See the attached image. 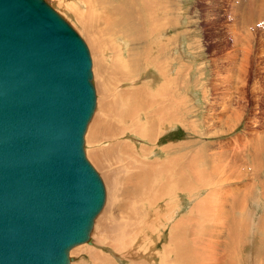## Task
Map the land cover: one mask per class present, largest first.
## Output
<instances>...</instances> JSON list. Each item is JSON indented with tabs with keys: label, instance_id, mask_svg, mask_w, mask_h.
<instances>
[{
	"label": "rangeland",
	"instance_id": "obj_1",
	"mask_svg": "<svg viewBox=\"0 0 264 264\" xmlns=\"http://www.w3.org/2000/svg\"><path fill=\"white\" fill-rule=\"evenodd\" d=\"M48 1L71 24L74 21L63 10L65 5L68 10L71 11L74 8L81 15L88 12L93 15L99 11L100 6L92 0L86 2L62 0L66 3L65 5L53 4L58 0ZM139 1L143 8L146 4L152 7L155 0ZM168 1L170 5H173V0ZM180 3L183 33L181 44L184 45L183 49L180 50L182 54L181 62L183 63L180 66L183 69H168V71L170 78L172 74L177 78V83L173 86L172 98H177L179 95L183 96L182 110L190 121L196 123L198 131L194 127H192L193 130L190 129L188 123H183L182 126L175 125L176 127L174 126L163 136L158 148L149 156L144 151L145 148L152 149V146H156L157 142L151 141L149 138H143L138 134H132L133 127L126 111L124 120L118 117L122 127L127 130L119 133L120 136L109 134V138H102L101 143H99L103 146L102 148L109 150L108 153L106 152L108 154L107 161L109 169L114 173H112L114 184L113 186L109 185L110 188L105 202V205L108 203L110 213L106 217L101 213L97 216L92 232L93 242L91 244H81L82 248L71 254L74 257L72 264H96L101 256H105L109 264H161L162 250L165 246L171 249L172 261L174 262L178 261L181 264H209L211 262L208 260L214 257L202 260L197 256L199 251L204 248L212 252L216 249L210 244L211 236L202 239L195 238L198 225L180 226V236L182 235V238L178 241L179 254L176 259L174 255L176 246L171 242L173 223L187 220L193 205L196 204L200 196L207 194L210 186H195L194 193L184 190L177 191L173 188L169 196L165 195L164 200L154 205L150 202L151 200L147 199L148 194L144 192L147 191V188L143 187L141 190H136L125 187L126 179L131 172L128 165L129 160H132L133 157L135 160L138 158V163H140L145 160V156L152 160L164 159L165 155L161 153L160 148L162 145L170 144L173 141H179L182 147H190L199 152L197 155L200 158L196 155L191 159L194 162L192 164H199L200 166L203 164L210 171L216 167L215 163H219L220 166L229 164L227 172L221 177V181L232 174L237 167H244L242 174L238 175V180H231L223 185L224 190H228L226 191L228 200L229 197L232 200L237 196H241L244 194V190L248 189L247 194H244V205L235 203L232 208L226 202L224 214L229 227L217 229L215 238L220 239V235H222L228 247H230L243 234L239 253L228 256L227 262L229 261V264H264V187L261 185L264 182V0H181ZM162 6L163 4H156L153 9L157 10ZM144 24L140 29V33H145V29L147 31L149 27L147 23ZM105 26V24H102L101 27ZM101 27L102 36L104 35L110 39L111 37L105 34L107 30L105 31ZM74 28L76 29L75 26ZM108 30L112 33L113 40L122 48L120 58L127 60L130 48L135 46L132 35L127 32L126 36L120 37L115 29ZM80 35L87 42L83 34L80 33ZM239 36L244 38L240 39ZM242 39H245V41H242ZM160 42L162 41L160 40ZM188 43L192 44L191 49L194 50L188 49ZM108 44L111 45L112 43L106 40L102 46L105 67H102L98 80L94 77L96 92L97 87H100L104 99L117 102L118 99L121 101L123 95H126V104L128 92H132L135 87H141L143 94L146 95L145 90L147 87H151L156 79L155 88H158L166 80L163 74L158 73V69L148 66V60L146 59H141V65L138 69H124L126 72L123 69H115V66H112L113 52L111 51L113 49L110 46L108 47ZM149 45L148 39L144 37L140 40V49L138 50H141V52L143 50L142 54L145 56L147 53L144 50H148ZM155 53L157 54L158 50H155L152 55ZM245 54V59L242 60L243 58L240 57H244ZM225 55L226 58H224ZM229 55L230 58H228ZM92 61L94 68L93 58ZM231 63L235 65L233 66ZM238 69H242V72H238ZM229 77L231 79H228ZM134 81H137V83ZM144 98L143 102H145L144 100L147 101V97ZM166 99H168L166 105H170V98L166 97ZM121 103L124 108V103ZM132 106L133 104L128 105L127 110ZM171 113L174 115L173 110ZM141 116L145 118L144 121L148 120L149 111H144ZM207 119H211L215 127H212L213 125L208 127ZM118 140L122 144L126 141L131 146L125 147L124 145L125 148L120 146V150L116 151L115 146L119 144ZM86 146L87 144H85V149ZM128 148L135 149L134 156L133 154L128 156L130 154ZM255 148L261 150L254 158L250 155L249 150L253 151ZM209 149H211V152ZM127 151L129 154H127ZM235 151L238 152L239 157H230V155L237 153L232 154ZM109 153L113 154L112 157H109ZM220 154L222 158L219 159ZM216 159H219L218 162ZM90 161L92 162V160ZM93 165L100 169L99 172H102L99 166ZM216 179L217 177L212 176V180ZM153 183V187L156 188H159V185L162 184L159 177ZM145 184H148L147 179ZM122 187L124 188L122 189ZM141 187L142 184L139 188ZM152 195L150 199L153 201L155 197ZM166 203H170L171 206H167ZM161 211L163 212L160 213ZM158 215L162 220L157 218ZM170 215L171 217L168 220L167 216ZM149 218L150 220H148ZM173 219L175 220L172 222ZM141 220L145 224L147 221L149 223L146 224L145 229L142 228L143 234L139 237L136 230L138 225L142 226ZM245 221L246 225H244ZM150 222L153 226L150 225ZM104 225H109V228L107 229ZM110 227H113V232ZM239 227L242 233L239 232ZM122 228L124 230L120 232ZM131 247H135L134 256L127 254L128 249ZM221 247L224 248L223 245ZM221 252H218V254L222 255L220 257L225 258V251L222 250Z\"/></svg>",
	"mask_w": 264,
	"mask_h": 264
},
{
	"label": "water",
	"instance_id": "obj_2",
	"mask_svg": "<svg viewBox=\"0 0 264 264\" xmlns=\"http://www.w3.org/2000/svg\"><path fill=\"white\" fill-rule=\"evenodd\" d=\"M87 42L48 0H0V264H71L106 187L85 144Z\"/></svg>",
	"mask_w": 264,
	"mask_h": 264
},
{
	"label": "bare ground",
	"instance_id": "obj_3",
	"mask_svg": "<svg viewBox=\"0 0 264 264\" xmlns=\"http://www.w3.org/2000/svg\"><path fill=\"white\" fill-rule=\"evenodd\" d=\"M78 1L86 2L87 0H78ZM92 1L100 5L99 11L95 12L93 15L91 12H88L85 15H81L74 8H72L70 11L65 5L66 3L63 2L62 0L53 2V4L65 5L63 7V10L67 13V16L70 17L72 21H74V23L72 21L71 22L76 27V29L86 38L91 50V54H92L91 57L94 59V63H95V67L93 68V61H92V69L95 79L98 80L100 78V77L98 78L99 73L101 69H103L102 67H105V63H104L105 57L102 52L103 51L102 46L104 45L106 40L112 43L111 45L108 44V47L110 46L113 49V51H111L113 52L112 66L113 67L115 66V69H123V71H125L124 69H129V68L138 69V67L141 65V61H142L141 59H146L148 60V66H153V69H158V73L163 74L166 77V80L158 88H155V85L157 84V79L155 80L154 84L151 87H147V89L145 90L146 95L143 94L141 87H135V89L133 88L134 90L132 92H128V101L126 104H125L126 95L122 96L123 99L121 98V101H119L118 99L117 102H112L111 99L108 100L104 99L102 94L103 93L102 89H99L100 87H97V107L88 125V130L86 133V144H87L86 151L88 158L92 160L93 164H95L97 167L99 166L102 170V172L99 173L106 187V196H108L107 194L110 188L109 185L113 186L114 184L113 176H112L113 171L109 169V164L107 161V155H108L107 153L109 150H105L104 148H102L103 146H101L99 143H101L100 140L102 138H107V137L109 138V134L120 136L119 133H123L124 131L127 130L122 127L120 121L118 120V117L121 118L122 120L125 119V115H124L125 111L127 112L128 117L130 118L131 121V125L133 127L132 128L133 130L131 131L132 134L133 133L138 134L143 138H149L151 141L157 142V145L152 146V149L149 148H145V150L143 149L144 151H146V153L149 156H151L152 153L158 148L160 140L163 138V136L170 129L174 128L175 125L182 126L183 123H188V127L190 126V129L194 127L195 130L198 131V128L196 123L190 121L189 117H187L182 110L183 96L179 95V97L177 98H172V93L174 92L173 86L176 85L177 78L175 75L172 74L173 76L171 75L172 78L171 79L169 77V71H168V69H183V67L180 66L182 63L181 62L182 54L180 50H182L183 49L182 47H184V45L181 44V36L183 35L182 17L180 14L181 0H173L174 1L173 5H170L168 0H155L152 7H149V4H146L143 8L141 7V5L136 6L134 4H131L130 0H92ZM156 4H163V6L157 10H154L153 8ZM162 14L164 15L161 16ZM144 23L145 24L147 23L148 24L147 26L149 27L147 31L145 29V33L143 32L140 33V29L142 28V25ZM102 24H105L106 26L101 27ZM100 27L103 28L105 31L107 30L105 34L106 35L108 34L111 37L110 39L106 38L104 35L102 36V32H101L102 29H100ZM235 27L237 28V26ZM108 29H115L117 35H119L120 37L126 36L127 32L132 35L135 46L130 48L128 54L129 57L127 58V60H123L120 58V51L122 48L119 44H117L113 40L112 33ZM161 33L162 35H160ZM144 37L145 39H148L150 44L148 46V50L147 49L144 50L145 53H147L145 54V56L142 54L143 50L142 52L141 50H138L140 49L139 48L140 40L143 39ZM239 37L240 39L244 38L243 36L242 37L239 36ZM245 39L244 40L242 39V41H245ZM160 40L162 42H160ZM152 43L155 45H153ZM154 46L157 48L155 49ZM191 46L192 44L188 43V49L194 50L191 49ZM155 50H158V53L152 55ZM171 53L173 54L171 55ZM226 55L224 58H226ZM230 55L228 58H230ZM243 56L244 57H240L243 58L242 60L245 59L246 54ZM134 63L136 64V66ZM234 65L235 64H233V66ZM240 71L242 72V69H238V72ZM125 72L124 74H126ZM117 74L118 76H120L119 73ZM224 78L225 80H227L226 77ZM228 79L231 78L229 77ZM134 82L137 83V81ZM144 97L145 98L147 97V101L144 100L145 102H143ZM166 97L170 98L171 100L170 105H166V102L168 100L166 99ZM121 102L124 103V108L122 107ZM130 104H133V106L129 107V110H127L128 105ZM153 105H155V107H153ZM172 110L174 115L171 113ZM144 111H149L148 120L146 121H144L145 118L141 116ZM206 122L208 123V127L210 125L211 126L213 125L212 127H215V124L211 122V119H207ZM230 127L233 128L232 125H230ZM117 142H119V140ZM124 145L125 147L131 146L126 141L124 142V144H122V142L120 141L119 144L115 146L116 151L120 148V146L124 147ZM128 149L130 152L129 154L127 151V154H129L128 156H130L131 154H133L134 156V150L136 148L134 150L133 148L131 149L128 148ZM259 150L261 149L255 148L253 151L249 150V153L255 158L256 155L259 153ZM160 151L165 155L164 159L152 160L151 158L145 156V160L138 163L139 159L136 158L135 160L134 157L132 156L133 159L128 161V165L131 168V172L129 177L126 179L125 187L134 188L136 190H141L143 189V187L147 188V191L144 192L148 194L147 199L151 200L150 202L154 205L164 200L166 198L165 195L169 196L173 188L176 189L177 191L184 190L194 193L195 192L194 189H196L195 186L197 187L205 186V185L210 186V190L207 192V194L202 195L200 197L198 196L199 199L197 200L196 204L193 205L191 212L188 214L189 217L188 218L186 217L187 220L182 222L180 220L173 223L171 242L176 246L174 255L176 259L179 254L178 241L182 238V235L180 236L181 234L180 226L194 224V225H198V230L196 232L195 238L202 239L206 236H211L209 240L210 244L214 246V248H216L214 252L204 248L201 251H199L197 256L202 260H208L210 257H214L213 259L211 258L208 260L211 261L209 264H229L230 262L229 261L227 262L228 256H232L231 254L236 255L239 253L238 250L242 244L241 237L243 236V234H241L238 241L234 245H231L230 247H228L222 235H220V239H219V238H215V234L217 229L219 228L223 229L224 227H229V225H227V220L224 214V208L227 204L226 202H228L232 208L235 206V203L244 205V194H247L248 189L244 190V194L241 193L242 194L241 196L239 197L237 196L236 198L235 195L234 196L235 198L231 200L229 197L228 200L226 197V191L228 190H224V186H223L228 181L235 179L238 180V175L242 174L244 167L242 168L237 167L232 174L228 175L221 181V177L227 172L229 164L227 166H222V165L220 166L219 163H215L216 167H214L212 171L208 170L206 166H203V164H201V166L199 164H192L194 162L191 159L194 158L199 152H197L196 149L190 147H182L179 141H173L170 144L167 143L162 145ZM179 151H183V152H179ZM209 151L211 152V149H209ZM202 152H204V150H202ZM236 152L237 151L233 152L232 154ZM112 155H113L112 153H109V157H112ZM197 156L198 158H200L199 155ZM218 157L220 159L222 158V155L220 154ZM230 157L238 158L239 157L238 152L234 155H230ZM259 158L261 159V156ZM219 159H216V161L218 162ZM248 162L250 163V161ZM124 164L126 165V163ZM96 169L100 171L99 168ZM212 176L217 177V179L212 180ZM158 177L162 184L159 185V188H156L153 187L154 186L153 182L156 179L158 180ZM146 179L148 181V184H145ZM141 184L142 187L139 188ZM261 185L264 187V182H262ZM123 188L124 187H122V189ZM151 194H153L152 196L155 197L153 201L152 199H150ZM263 196H264V192H263ZM166 204L167 206H171L170 203H166ZM164 205L162 206L163 208ZM103 208H102L103 211H101L100 213L103 214L104 217H106L110 213V208L108 206V203H106V205L104 204ZM163 211H161L160 213H162ZM170 217L171 215L167 216L168 220ZM157 218L159 219L160 216ZM141 219H142V214H141ZM148 220H150V218ZM174 220L175 219H173L172 222ZM141 221H142L141 222L142 226L138 225L136 230L139 237H141L143 234L142 228L145 229L146 224L149 223L147 221L145 224L143 220ZM150 225L153 226L152 223ZM244 225H246V221L244 222ZM104 226L107 229L109 228L108 227L109 225H104ZM123 230L124 229L122 228L120 232H123ZM239 232L242 233L240 227H239ZM222 245L224 247L223 249L221 247ZM81 248L82 245L80 244L71 250V254L75 253ZM134 250L135 247L129 248L127 254L130 256H134L135 255ZM222 250L225 251L224 252L225 258L220 257V255L223 254V252H221ZM218 252H221V254L219 255ZM221 258H223L224 261H222L223 259ZM96 264H109V263L107 262L105 256L103 257L101 256L99 257V262H96ZM161 264H181V263L178 261L176 262L172 261V251L170 248H168V246H165L163 247L162 250Z\"/></svg>",
	"mask_w": 264,
	"mask_h": 264
},
{
	"label": "crops",
	"instance_id": "obj_4",
	"mask_svg": "<svg viewBox=\"0 0 264 264\" xmlns=\"http://www.w3.org/2000/svg\"><path fill=\"white\" fill-rule=\"evenodd\" d=\"M130 3H131V4H134V5H136V6L141 5V3H140L139 0H130ZM163 43H164V42H163ZM190 212H191V211H190Z\"/></svg>",
	"mask_w": 264,
	"mask_h": 264
}]
</instances>
